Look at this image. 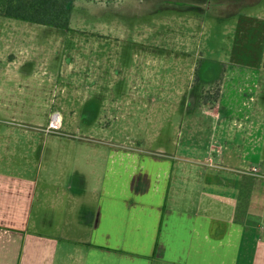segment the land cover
Here are the masks:
<instances>
[{
	"label": "crops",
	"instance_id": "crops-1",
	"mask_svg": "<svg viewBox=\"0 0 264 264\" xmlns=\"http://www.w3.org/2000/svg\"><path fill=\"white\" fill-rule=\"evenodd\" d=\"M41 45L0 50V115L31 112L14 92L45 75V60L33 64ZM206 79L199 105L184 94L181 151L76 152L73 167L39 176L0 170V264H264L262 61ZM5 126L2 150L32 143Z\"/></svg>",
	"mask_w": 264,
	"mask_h": 264
},
{
	"label": "rangeland",
	"instance_id": "rangeland-1",
	"mask_svg": "<svg viewBox=\"0 0 264 264\" xmlns=\"http://www.w3.org/2000/svg\"><path fill=\"white\" fill-rule=\"evenodd\" d=\"M23 39L42 44L33 64L45 60L46 72L14 92L31 112L0 115V132L34 137L0 147V170L39 176L73 167L76 152L181 151L184 94L199 105L207 77L263 60L264 0H73L66 29L0 15V50Z\"/></svg>",
	"mask_w": 264,
	"mask_h": 264
},
{
	"label": "trees",
	"instance_id": "trees-1",
	"mask_svg": "<svg viewBox=\"0 0 264 264\" xmlns=\"http://www.w3.org/2000/svg\"><path fill=\"white\" fill-rule=\"evenodd\" d=\"M72 5L73 0H0V15L66 29Z\"/></svg>",
	"mask_w": 264,
	"mask_h": 264
},
{
	"label": "built area",
	"instance_id": "built-area-1",
	"mask_svg": "<svg viewBox=\"0 0 264 264\" xmlns=\"http://www.w3.org/2000/svg\"><path fill=\"white\" fill-rule=\"evenodd\" d=\"M60 118H61V116L59 114V111H53L51 113L49 126H58V125H60ZM253 170H256V168H253Z\"/></svg>",
	"mask_w": 264,
	"mask_h": 264
}]
</instances>
